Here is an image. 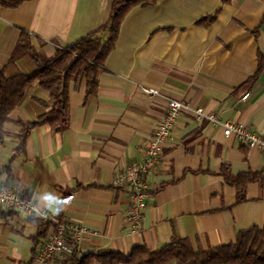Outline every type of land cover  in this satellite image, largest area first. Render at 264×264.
I'll return each mask as SVG.
<instances>
[{
	"label": "crops",
	"instance_id": "0c3cea01",
	"mask_svg": "<svg viewBox=\"0 0 264 264\" xmlns=\"http://www.w3.org/2000/svg\"><path fill=\"white\" fill-rule=\"evenodd\" d=\"M113 0H24L0 5V69L29 72L23 56L8 64L21 33L36 54L58 47L108 22ZM213 17L207 23L205 18ZM261 63L257 77L255 74ZM140 86L157 90L149 95ZM248 93L246 98L243 95ZM169 99L200 106L221 122H237L264 136V0H157L130 8L87 94L82 78L68 85V125L48 124L24 137L21 124L48 110L53 100L36 82L8 115L0 144V185L36 201L51 216L82 226L78 251L127 253L189 238L194 246L234 242L238 232L264 227V154L223 127L181 110L158 162L146 175L149 196L137 233L126 231L129 196L114 187L117 171L144 156L143 145ZM223 174L258 178L228 183ZM242 196V199L238 198ZM45 222L20 210L0 211V264H31L47 234ZM57 255L51 264H60ZM168 264H174L173 261Z\"/></svg>",
	"mask_w": 264,
	"mask_h": 264
},
{
	"label": "trees",
	"instance_id": "16d2710c",
	"mask_svg": "<svg viewBox=\"0 0 264 264\" xmlns=\"http://www.w3.org/2000/svg\"><path fill=\"white\" fill-rule=\"evenodd\" d=\"M24 0H0V5L15 7ZM157 0H113L108 22L97 30L74 41L70 45L58 47L53 57L40 58L30 45L29 38L21 33L9 56L8 64L28 56L33 62L29 72L16 70L8 74L6 67L0 69V144L5 136L4 124L9 113L25 97L27 86L36 82L47 91L53 100L52 106L31 122L21 124V137L17 149L22 148L25 135L36 126L48 124L53 130L61 131L68 125V85L71 80L85 79L87 94L93 93L97 86V75L103 69V61L112 48L118 34L119 25L127 11L136 5H150ZM226 1V0H225ZM213 17L201 22L207 23ZM255 74L247 81L252 82ZM225 180L235 184L242 191L247 179L258 178L256 174H240L233 178L223 174ZM237 179H242L239 186ZM242 199V196L238 198ZM46 230L49 224L45 223ZM46 236V235H45ZM264 264V227L253 226L238 232L234 242L214 247L200 248L185 237L173 240L161 247L150 249L143 244L134 245L127 253L99 249L81 253L78 250L62 258L60 264Z\"/></svg>",
	"mask_w": 264,
	"mask_h": 264
},
{
	"label": "built area",
	"instance_id": "2783aa9c",
	"mask_svg": "<svg viewBox=\"0 0 264 264\" xmlns=\"http://www.w3.org/2000/svg\"><path fill=\"white\" fill-rule=\"evenodd\" d=\"M140 90L149 95H156L154 88L140 86ZM248 93L243 95L246 98ZM181 110L191 111L201 121L210 120L214 125L223 127V135L231 136L248 148H255L264 154V136L252 132L247 126L237 122H221L213 113H206L202 107H191L180 101L169 99L163 113L153 123V129L143 145L144 156L125 163L115 174L112 185L123 188L129 196V208L125 215L128 234L137 233L146 201L149 196V186L146 175L159 160L162 147L170 139L171 131L178 113ZM17 209L29 216H38L49 224V230L36 249L31 264H51L57 256L66 257L78 250V244L86 229L51 216L48 211L40 209L36 201L5 185H0V211L2 209Z\"/></svg>",
	"mask_w": 264,
	"mask_h": 264
}]
</instances>
